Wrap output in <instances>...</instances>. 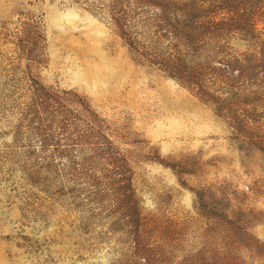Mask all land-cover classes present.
<instances>
[{
	"label": "rangeland",
	"instance_id": "obj_1",
	"mask_svg": "<svg viewBox=\"0 0 264 264\" xmlns=\"http://www.w3.org/2000/svg\"><path fill=\"white\" fill-rule=\"evenodd\" d=\"M252 5L0 0V264H264V154L184 64Z\"/></svg>",
	"mask_w": 264,
	"mask_h": 264
},
{
	"label": "trees",
	"instance_id": "obj_2",
	"mask_svg": "<svg viewBox=\"0 0 264 264\" xmlns=\"http://www.w3.org/2000/svg\"><path fill=\"white\" fill-rule=\"evenodd\" d=\"M179 12L173 13V20H188V16L181 18ZM212 35L217 43L213 59L184 60L185 66L196 73V94L264 154V9L252 5L237 11ZM227 37L238 44L242 42V46L223 47L221 41ZM227 49L231 51L228 58Z\"/></svg>",
	"mask_w": 264,
	"mask_h": 264
}]
</instances>
